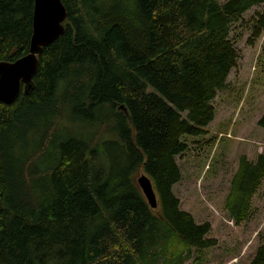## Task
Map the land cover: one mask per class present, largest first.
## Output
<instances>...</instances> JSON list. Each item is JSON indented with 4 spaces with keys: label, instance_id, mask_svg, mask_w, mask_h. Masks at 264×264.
Returning <instances> with one entry per match:
<instances>
[{
    "label": "trees",
    "instance_id": "16d2710c",
    "mask_svg": "<svg viewBox=\"0 0 264 264\" xmlns=\"http://www.w3.org/2000/svg\"><path fill=\"white\" fill-rule=\"evenodd\" d=\"M62 1L66 29L39 56L33 90L0 104V264H185L217 242L181 210L176 160L237 68L233 24L264 0ZM34 4L0 0V63L28 55ZM251 24L254 45L264 10ZM263 180L264 152L243 157L226 203L236 225ZM250 264H264V244Z\"/></svg>",
    "mask_w": 264,
    "mask_h": 264
},
{
    "label": "rangeland",
    "instance_id": "374dc122",
    "mask_svg": "<svg viewBox=\"0 0 264 264\" xmlns=\"http://www.w3.org/2000/svg\"><path fill=\"white\" fill-rule=\"evenodd\" d=\"M217 1L223 5L228 0ZM263 10L264 5L253 7L233 24L230 37L239 56L237 68L214 101V122L202 137L184 138L188 150L176 160L182 179L173 192L180 208L197 224L210 223L208 238L217 242L212 248L195 251L185 264H250L264 244V180L252 199L248 221L236 225L226 208L241 159L256 163L264 152V130L258 125L264 113V35L249 44L251 20ZM105 131L101 129L100 138L110 137Z\"/></svg>",
    "mask_w": 264,
    "mask_h": 264
},
{
    "label": "water",
    "instance_id": "95a60500",
    "mask_svg": "<svg viewBox=\"0 0 264 264\" xmlns=\"http://www.w3.org/2000/svg\"><path fill=\"white\" fill-rule=\"evenodd\" d=\"M67 8L62 0H35L33 35L28 55L15 62L0 63V104L12 105L22 90L29 94L34 87V77L39 69V56L43 49L53 44L65 32ZM122 110L125 111L124 108ZM137 184L150 208L158 211L159 201L149 176L141 174Z\"/></svg>",
    "mask_w": 264,
    "mask_h": 264
}]
</instances>
